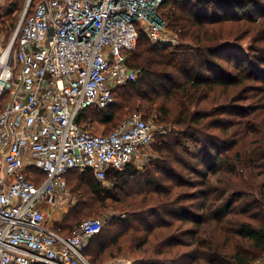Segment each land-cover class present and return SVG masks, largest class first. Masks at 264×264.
Masks as SVG:
<instances>
[{"label":"trees","instance_id":"obj_1","mask_svg":"<svg viewBox=\"0 0 264 264\" xmlns=\"http://www.w3.org/2000/svg\"><path fill=\"white\" fill-rule=\"evenodd\" d=\"M262 5V0H197L192 5L166 0L159 11L167 10L168 27L178 29L188 44L153 45L140 30L129 58L142 70L140 79L116 91L114 106L80 114L83 123L102 126L108 134L138 111L120 116L118 97L127 100L122 106L129 109L146 99L152 102L148 111L156 104L159 122L169 128L155 142L158 158L147 169L108 171L112 190L91 171L67 174V187L85 188L90 202L118 201L116 191L125 200V218L113 217L90 240L86 255L91 264H102L116 252L132 264H252L264 254V219H257L264 212ZM9 21L4 28L8 39L15 19ZM249 37L263 46L244 49L228 43ZM255 93L260 100L247 104ZM71 211L55 227L65 237L85 220H77L81 210Z\"/></svg>","mask_w":264,"mask_h":264},{"label":"built area","instance_id":"obj_2","mask_svg":"<svg viewBox=\"0 0 264 264\" xmlns=\"http://www.w3.org/2000/svg\"><path fill=\"white\" fill-rule=\"evenodd\" d=\"M165 1L39 0L8 40L0 36V264H91L86 249L106 222L85 219L65 237L44 207L68 195L70 171L103 183L110 170L148 164L165 128L137 111L103 134L79 116L114 106L116 91L140 79L129 63L140 30L153 45L175 44Z\"/></svg>","mask_w":264,"mask_h":264},{"label":"rangeland","instance_id":"obj_3","mask_svg":"<svg viewBox=\"0 0 264 264\" xmlns=\"http://www.w3.org/2000/svg\"><path fill=\"white\" fill-rule=\"evenodd\" d=\"M33 1L34 0L31 1V6H32ZM196 1L197 0H188L186 2L190 5H192V3L196 2ZM262 2H264V0H262ZM27 4H28V0H0V17L5 22V23L0 24V36L2 38H4L5 40L8 39V37H7L8 32L5 31L4 28L8 27L11 24L9 21L10 17L15 19V21H14L15 26L12 28V30L14 32V30L16 29V27L18 26V24L20 22V19H21L22 15L25 11ZM261 8L264 11V5H262ZM10 11H12V12H10ZM9 12L12 13V14H10V16H8ZM166 12H167V10L160 11V14L162 15V18L165 21V24L167 26L166 36L170 40H175V44L174 45H172V44H159V45H165V46H169L171 48L177 47L179 45H187L189 41L188 42L184 41L180 37V33H179L180 31L178 29H171L168 27V23L166 20ZM262 16H264V13L262 14ZM243 29H245V27ZM252 38L249 37L245 41L232 40L228 43L233 44L234 46L244 47V49H249L250 47L252 48L255 45L260 46V47L263 46V44H261V43H258V44L254 43ZM129 58H130V56H129ZM256 94L257 93H255L253 95L254 96L253 99L246 101V103L248 102L247 104H252V103L256 104L261 98V96L255 97ZM148 98H150V97H148ZM118 101L120 102L121 107L123 108L122 111L120 109L118 111V114L120 116L124 117V116L138 110L140 113H142L145 116L146 119H148L149 121H152L157 129L165 128V134H163V135L156 134L155 141H154L153 145L151 146V157L148 161V164L143 169H136V170L142 172L145 169H147V167L150 165L151 162H153L155 159L158 158V156L154 150L155 142L158 141L159 136H167V134L169 132V128L159 122L158 114L156 112V108H157L156 104L153 105L154 110H152V112L148 111V108L152 106L151 101L146 100V99H137L135 101L136 106L134 109H129L126 107L124 108L122 106V104L124 106H126L128 103L127 100H125L124 98L118 97ZM85 124H87V126H88L90 123L85 122ZM94 125H95L94 127H96V129H94L96 131V133H104L105 128L101 129L96 124H94ZM92 126L93 125L90 124V126H88V128L93 130ZM133 182H135V181H133ZM102 184L104 187H107L111 190L113 189V185H112L111 181H109L107 179ZM135 185H137V184H135ZM84 190H85V188H82L80 190H75V189H73V187L69 186L68 195H59V196H63L65 200H63L62 202L58 201L61 198L58 196V198H57V201L59 204L58 206L59 207L61 206L63 208L71 207L72 211L81 210L82 212L77 217V220L88 219V218L103 219L106 222L105 226H107L110 223V221L113 217L120 216L121 218H125L126 214L122 211V206L124 205L125 200L122 199L124 197H122L121 193H119L117 191L115 193V196H116L115 199H117L118 201H114L111 199H109V200L104 199V202L101 203L100 199L98 201H97V199H95L94 201L90 202V201H88V199H89V197H88L86 200ZM259 214H260V216L257 219L263 220L264 219V212L263 213L259 212ZM111 248H113V247H111ZM127 255H129V254H127ZM127 257L128 256H126L124 254H118L116 252V254L113 258L107 257L108 259L105 262H103L102 264H132L133 260L130 258H127ZM263 257H264V254H262L259 258H257L255 261H253L252 264H255L257 261H259ZM263 264H264V262H263Z\"/></svg>","mask_w":264,"mask_h":264},{"label":"crops","instance_id":"obj_4","mask_svg":"<svg viewBox=\"0 0 264 264\" xmlns=\"http://www.w3.org/2000/svg\"><path fill=\"white\" fill-rule=\"evenodd\" d=\"M94 126L95 125L92 126L93 131H95L94 129H96V127ZM98 127H100L101 129H104V127L102 126H98ZM59 197L61 198L58 201L62 202L63 200H65L63 196H59ZM58 201L56 199V203H55L56 207H50V206L45 207V209L49 212L48 225L51 226L54 230H55L56 224L62 222L68 216L69 212L71 211V207H68V208H63L61 206L59 207Z\"/></svg>","mask_w":264,"mask_h":264},{"label":"water","instance_id":"obj_5","mask_svg":"<svg viewBox=\"0 0 264 264\" xmlns=\"http://www.w3.org/2000/svg\"><path fill=\"white\" fill-rule=\"evenodd\" d=\"M30 4H31V1L27 4L24 12H27V10L29 9ZM170 129H171L172 132L176 131V129L173 128V127H171Z\"/></svg>","mask_w":264,"mask_h":264},{"label":"bare ground","instance_id":"obj_6","mask_svg":"<svg viewBox=\"0 0 264 264\" xmlns=\"http://www.w3.org/2000/svg\"><path fill=\"white\" fill-rule=\"evenodd\" d=\"M31 0H28V3L30 2Z\"/></svg>","mask_w":264,"mask_h":264}]
</instances>
